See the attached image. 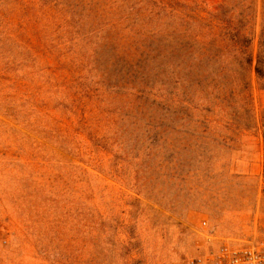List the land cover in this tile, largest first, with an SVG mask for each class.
Wrapping results in <instances>:
<instances>
[{
    "label": "rangeland",
    "instance_id": "1",
    "mask_svg": "<svg viewBox=\"0 0 264 264\" xmlns=\"http://www.w3.org/2000/svg\"><path fill=\"white\" fill-rule=\"evenodd\" d=\"M158 1L181 11L198 68L187 93L208 110L197 113L206 126L170 128L166 147L151 145L145 122L122 120L110 91L104 106L64 109L73 95L59 87L40 1L0 0V264H191L264 235V0ZM247 55L250 87L216 108L217 86L238 83Z\"/></svg>",
    "mask_w": 264,
    "mask_h": 264
},
{
    "label": "trees",
    "instance_id": "2",
    "mask_svg": "<svg viewBox=\"0 0 264 264\" xmlns=\"http://www.w3.org/2000/svg\"><path fill=\"white\" fill-rule=\"evenodd\" d=\"M39 1L44 43L57 44L55 72L59 74V87L73 95L61 102V106L72 115L84 113L90 101L104 106L102 91H110L123 103L121 109H115L122 120L145 122L154 131L151 145L158 143L166 147V135L169 137L170 128L175 126H206L207 120L198 118L197 113L208 110H202L204 105L195 104L194 98L187 93V77L193 75L196 85L198 68L187 56L180 25L181 11L174 9L173 12L170 10L173 7L158 0H140L132 5L129 0ZM120 9H128L124 19L122 16L111 21ZM80 42L94 50L89 64L96 61L97 66L85 65L87 53L79 51L77 43ZM101 59L119 68L118 75L112 74L109 65L103 66ZM245 61L242 67L245 73L236 80L238 83L229 88L218 85L217 93L211 94L216 108L221 107L226 97H238L250 87L246 71L253 72L254 60L247 55ZM223 72L220 67L218 79L225 77ZM255 73L264 81V61L257 62ZM205 74V79L210 78L209 73ZM148 132L151 134L149 129Z\"/></svg>",
    "mask_w": 264,
    "mask_h": 264
},
{
    "label": "built area",
    "instance_id": "3",
    "mask_svg": "<svg viewBox=\"0 0 264 264\" xmlns=\"http://www.w3.org/2000/svg\"><path fill=\"white\" fill-rule=\"evenodd\" d=\"M7 240L0 229V245ZM191 264H264V235L240 243H224L208 256L192 260Z\"/></svg>",
    "mask_w": 264,
    "mask_h": 264
}]
</instances>
